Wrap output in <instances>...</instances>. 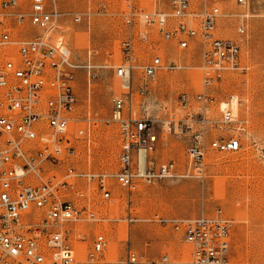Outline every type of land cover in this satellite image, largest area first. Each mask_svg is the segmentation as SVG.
<instances>
[{"label":"built area","instance_id":"1","mask_svg":"<svg viewBox=\"0 0 264 264\" xmlns=\"http://www.w3.org/2000/svg\"><path fill=\"white\" fill-rule=\"evenodd\" d=\"M237 2L244 5L247 0ZM236 15L209 6L207 0L198 8L194 0H167V7L153 10L132 7L123 17L121 58L94 65L74 61L64 40L59 0H0V264H78L64 224L97 220L98 215L91 204L93 194L72 180L95 182V194L110 200L111 179L131 192L136 182L201 177L211 153L242 148L240 133L248 127V120L239 114L242 100L230 93L216 104L211 93L225 73L247 69L240 42L217 34L218 20ZM240 16L237 30L244 36L248 14ZM154 29L166 40L175 39L181 48L200 44L202 90L181 92L176 106L151 102L149 81L161 70L190 66L166 62L154 53L150 47ZM82 67L88 69L89 83L99 77L97 68H114L118 77L131 82L135 72L143 76L136 90L113 98L108 123L116 122L121 136L115 171L79 170L71 163L78 140L83 136L89 140L91 135L90 127H74L79 101L75 71ZM134 94L141 98L137 112ZM153 109L164 114L154 116ZM165 134L187 139V166L182 171L177 160L159 156L160 147L167 143ZM58 165H65L62 175H50ZM152 219L181 234L192 248L190 264H230L235 220L220 207L213 214L203 207L193 217ZM134 220L131 215L124 219ZM108 245L106 234L98 233L90 256L95 258ZM168 262V255L148 257L129 246L122 264Z\"/></svg>","mask_w":264,"mask_h":264},{"label":"rangeland","instance_id":"2","mask_svg":"<svg viewBox=\"0 0 264 264\" xmlns=\"http://www.w3.org/2000/svg\"><path fill=\"white\" fill-rule=\"evenodd\" d=\"M207 2L209 6L218 5L224 13L237 14L221 17L217 34L240 42L241 57L247 69L225 73L211 88V93L217 99L216 104L230 93L239 95L242 100L239 114L248 120L247 130L240 133L242 148L237 152L211 153L201 177H174L156 184L136 182L131 192L111 179L113 197L110 200L95 194V182L72 180L76 186L93 194L91 204L98 215L97 220L64 224L76 249L78 264H122L129 246L148 257L168 255L167 264H190L191 246L182 240L179 232L152 218L156 215L193 217L200 214L203 207L207 214H213L220 207L235 220L230 264H264V0H247L244 5L237 0ZM203 3L204 0H194L197 8ZM59 5L64 12L61 20L64 40L74 61L99 65L121 58L125 13L132 7L165 8L167 0H59ZM243 13L248 14L244 36L237 30ZM76 16L81 20L76 21ZM150 47L166 62L190 66L159 71L149 81L151 102L158 106L159 103L176 106L181 92L195 94L202 90L204 73L198 68L202 62L199 42L181 48L175 39L166 40L154 29ZM96 70L99 77L91 83L88 82V69L82 67L75 71L79 101L74 127H90L91 135L89 140L84 136L78 140L77 154L71 163L79 170L111 172L119 167L121 151L118 124L108 123L113 98L130 94L144 80L138 71L131 82L128 78L118 77L114 68ZM133 98V108L137 112L141 98L137 94ZM159 111L153 109L151 112L161 117L164 112ZM164 136L167 143L160 147L159 156L177 160L182 171L187 166V139L172 134ZM64 169L65 165H58L50 175L59 177ZM69 196L74 197L73 192ZM130 215L135 220L127 223L124 219ZM100 232L106 234L109 245L92 258V245Z\"/></svg>","mask_w":264,"mask_h":264}]
</instances>
